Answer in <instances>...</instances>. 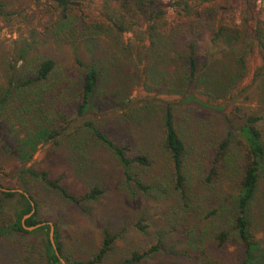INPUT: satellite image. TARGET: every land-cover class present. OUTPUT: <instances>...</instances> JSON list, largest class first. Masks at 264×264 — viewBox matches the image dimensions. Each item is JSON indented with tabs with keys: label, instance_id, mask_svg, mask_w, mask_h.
I'll use <instances>...</instances> for the list:
<instances>
[{
	"label": "rangeland",
	"instance_id": "rangeland-1",
	"mask_svg": "<svg viewBox=\"0 0 264 264\" xmlns=\"http://www.w3.org/2000/svg\"><path fill=\"white\" fill-rule=\"evenodd\" d=\"M161 1L166 8L160 24L162 39L151 55L150 64L154 67L151 66L146 78L145 55L149 46L146 23L141 16L125 10L122 0H86L81 12L88 21L105 27L122 25L126 32L121 34V39L130 47V57L112 42L115 30L110 36L69 46L45 44L46 28L60 16L51 0H0L3 10L0 14V90L7 86V64H13L22 54L25 60L18 67L28 68L36 57L48 56L55 60L62 77L68 76L71 81L77 82L82 73L77 69L75 58L85 66L94 65L104 72L101 93L95 97L92 109L58 137L60 145L54 156L47 157L50 144H41L32 160L22 165L13 148L0 136V188L28 191L34 197L38 209L36 219L56 225L68 264L91 259L106 234L116 238L111 252L100 264H120L132 252L158 243L160 250L138 264H193V255L202 248L231 264H239L241 259L235 241L218 248L214 240L229 205L232 174L223 171L213 185L204 184L203 177L212 148L229 130H236L240 125L228 121L231 109L238 105L252 111L264 109V0ZM207 6L219 7L216 27L227 38L219 46L225 54L217 64L205 69V84L193 91H187L182 85H169L168 78L160 74L169 69L173 77L172 72L181 75L183 71L182 59H174V50L169 47L172 30ZM210 39L211 34H207L197 43L200 63L216 51ZM184 43L179 38L173 41L180 48ZM132 75L133 80L127 83L128 76ZM213 85L223 90L214 92ZM188 92L221 110L182 102L184 93ZM15 97L10 99L13 109L20 104ZM111 100L123 102L116 105ZM161 101L177 104V125L187 149L185 199L174 191L168 158L160 147ZM113 105L117 106L115 111L111 110ZM86 120L104 130L117 144L129 143L132 149L149 155L151 165L136 169L143 182L152 186L147 193L126 182L114 153L90 136L80 144L81 148L77 147L84 136L78 128ZM24 167L48 171L51 178L59 177L77 195L94 186L102 189L103 194L78 207L54 191L46 190L37 180L20 177L18 172ZM258 189L251 207L250 232L257 247L256 259H264V178L260 179ZM217 209L222 213L213 217L210 212ZM137 223L144 229L139 230ZM45 236V232L17 236L6 233L0 240V264H37L45 258Z\"/></svg>",
	"mask_w": 264,
	"mask_h": 264
},
{
	"label": "trees",
	"instance_id": "trees-1",
	"mask_svg": "<svg viewBox=\"0 0 264 264\" xmlns=\"http://www.w3.org/2000/svg\"><path fill=\"white\" fill-rule=\"evenodd\" d=\"M59 9V18L45 30V44L49 42L60 43L64 46L81 42L93 41L101 36H110L113 30L112 42L121 53L130 57L131 49L121 39V34L126 32L122 25L105 27L98 22H90L81 12V5L86 0H51ZM123 8L132 15L141 16L146 23V34L149 46L145 55L148 61L144 75H150L152 53L161 43L160 24L165 15V5L161 0H122ZM128 8V9H126ZM218 6H207L199 9L195 17L189 19L172 30V39L169 47L174 50L173 58L182 59L183 71L181 75L165 69L160 75L168 78V84L187 88V91L205 84L203 73L205 69L217 64L219 58L225 54L224 49H219L220 44H225L227 38L222 29L216 27ZM0 14H3L0 3ZM211 34L210 42L216 46V51L210 54V58L203 63L199 61L197 43ZM171 38V37H170ZM179 38L185 41L182 48L173 44ZM264 46V43H262ZM183 53V54H182ZM25 60L24 54L17 60L10 62L6 67L7 86L0 90V136L6 144L13 148L19 162L27 165L33 158L41 144H50L47 157L54 156L60 145L59 136L64 130L88 113L94 104L95 97L101 93L103 69L94 65L85 66L82 61L75 58L77 69L81 70L78 81H71L70 77L61 75L58 65L52 58L40 55L29 64L28 68L18 67L20 61ZM242 64V61H240ZM123 64V63H122ZM244 66V65H242ZM122 71H123V66ZM164 73V74H163ZM170 77V78H169ZM174 78V79H173ZM133 80V75L128 76ZM126 83V85H127ZM207 84H209L207 82ZM130 86V85H129ZM211 86V85H210ZM215 87V88H214ZM209 88V87H208ZM130 89V88H129ZM211 90V88H210ZM223 88L213 85L212 91L221 92ZM171 93L176 91L170 90ZM19 100V106L12 108L11 98ZM113 104L120 101L111 100ZM182 102H194L202 108L221 110L194 98L191 92L184 93ZM113 105L111 110L117 108ZM176 103L161 101L159 105L160 118V147L166 153L170 172L171 184L174 191L182 199L186 198V178L184 167L187 158V149L182 139L176 119ZM147 107H149L147 105ZM110 110V109H109ZM126 116V115H124ZM228 121L239 122L236 130H229L212 148L211 155L207 161L203 182L213 185L219 180L223 171H229L232 177V193L226 213L223 214L222 226L215 236L216 246L221 248L230 241H235L241 252L239 264H264V259H256V243L252 240L251 207L259 191L260 179L264 178V109L252 111L242 105L231 109ZM18 126V129H16ZM78 130L84 135L78 143L84 144L85 138L90 136L95 142L111 150L117 157L122 168V175L126 182L132 184L141 193H147L152 186L145 184L141 174L136 169H143L151 165L148 154L132 149L129 143L117 144L109 135L94 126L91 121H84ZM79 134V133H78ZM23 136V137H20ZM80 136V135H79ZM20 177H28L37 180L46 190L54 191L62 199L81 206L83 202L95 201L103 190L97 186L89 188L84 193L77 195L69 191L61 183V179L51 178L48 171L35 167H24L18 172ZM28 195V198L26 197ZM30 201L34 203L35 211L29 217L23 218L32 210ZM220 209L210 212L216 216L222 212ZM38 209L34 197L28 191H1L0 190V240L6 233L17 235H31L33 233L45 232V258L37 261V264H62L61 257L66 264L68 260L64 257L56 225L53 224V241L58 251L56 255L48 232L50 225L38 221ZM9 215V219H7ZM5 216L6 218L1 219ZM209 217V216H208ZM40 225L29 232L23 226L33 227ZM136 227L143 230L144 226L137 223ZM116 236L104 235L102 243L96 254L87 262L74 264H100L111 252ZM15 244V243H14ZM160 250V244H155L141 251H134L120 264H138L141 260ZM193 264H231L225 259H218L212 252L202 248L193 255Z\"/></svg>",
	"mask_w": 264,
	"mask_h": 264
},
{
	"label": "water",
	"instance_id": "water-1",
	"mask_svg": "<svg viewBox=\"0 0 264 264\" xmlns=\"http://www.w3.org/2000/svg\"><path fill=\"white\" fill-rule=\"evenodd\" d=\"M0 190H1V191H6V190H3V189H1V188H0ZM26 197L28 198V195H26ZM30 203H31V206H32V210H31V212H30L29 214H27V215L23 218L22 222L24 221V219L29 218V217L34 213V211H35L34 203H33L32 201H30ZM39 226H40V225H36V226H33V227H26V226H23V227H24V229L30 231V230H33V229L39 227ZM53 232H54V227H53V225L50 224L49 240H50V243H51V245H52V247H53V249H54L56 255L58 256V251L56 250V245H55V243H54V241H53ZM59 259H60V262H61L62 264H66V263L64 262V260H63L61 257H59Z\"/></svg>",
	"mask_w": 264,
	"mask_h": 264
}]
</instances>
